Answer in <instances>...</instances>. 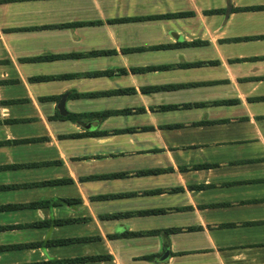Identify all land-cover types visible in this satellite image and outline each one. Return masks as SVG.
I'll use <instances>...</instances> for the list:
<instances>
[{
    "label": "crops",
    "instance_id": "obj_1",
    "mask_svg": "<svg viewBox=\"0 0 264 264\" xmlns=\"http://www.w3.org/2000/svg\"><path fill=\"white\" fill-rule=\"evenodd\" d=\"M255 5L0 0V264H264Z\"/></svg>",
    "mask_w": 264,
    "mask_h": 264
},
{
    "label": "trees",
    "instance_id": "obj_2",
    "mask_svg": "<svg viewBox=\"0 0 264 264\" xmlns=\"http://www.w3.org/2000/svg\"><path fill=\"white\" fill-rule=\"evenodd\" d=\"M250 7H264V5H255V6H250ZM181 13H173V15H180ZM242 38H248V37H242ZM235 39H241V37H237V38H235ZM47 57H51V55L50 56H47V55H39V56H34V57H30V59H32V60H39V59H45V58H47ZM67 76V75H69V74H62V76ZM52 76H47V75H40V76H35L34 78L35 79H48V78H51ZM93 94H96V93H93ZM104 113H106V112H103V113H100V114H104ZM81 114L80 113H75V112H71V113H69L68 115H67V117L68 118H72V119H75V118H78L79 116H80ZM113 175H117V173H114ZM161 209H152V210H147V211H145V212H158V211H160ZM123 215H125L124 213H113V214H110V216H114V217H119V216H123ZM172 230H174V229H172ZM128 234H134V235H137V234H143L142 232H140V231H138V232H133V231H131V232H128Z\"/></svg>",
    "mask_w": 264,
    "mask_h": 264
}]
</instances>
